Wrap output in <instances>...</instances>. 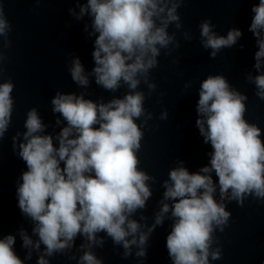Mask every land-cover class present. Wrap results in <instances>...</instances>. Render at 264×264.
Listing matches in <instances>:
<instances>
[{
  "label": "clouds",
  "instance_id": "9594fccd",
  "mask_svg": "<svg viewBox=\"0 0 264 264\" xmlns=\"http://www.w3.org/2000/svg\"><path fill=\"white\" fill-rule=\"evenodd\" d=\"M73 2L76 7H70L69 14L76 21L89 18L83 30L94 37V66L86 72L81 59L72 54L68 72L85 91L55 92L50 101L52 113L58 114L55 135L47 133L49 125L33 107L26 113L25 131L12 136V149L26 165L17 182L18 208L33 227L31 236L24 228L18 232L27 250L24 259L15 251V235L0 236V264H25L33 252L38 253L37 264H49L47 258L57 254L68 255L77 264H104L93 249L103 248L106 238L123 249V259L132 257L135 247V257L143 261L150 237L166 220L171 221L166 236L171 264L221 259L216 232L229 224L232 213L227 204L243 207L249 197L264 201V130L245 118L247 95L222 74H210L200 82L195 124L204 144L210 145L208 163L191 172L183 160L177 161L161 184L162 196L149 225L143 213L157 180L140 167L138 155L144 127L153 119L145 101L157 89L151 70L158 67L161 50L171 55L180 47L176 31L183 24L178 9L185 0ZM251 13L248 31L257 48L256 74L249 72L246 80L264 100V0L254 3ZM173 25L176 31L170 33ZM215 27L210 19L199 24L201 46L213 59L243 36L236 27L226 35ZM11 30L0 4V79ZM183 38L191 40L190 31H184ZM90 79L107 92L126 91L107 101L93 100L87 98ZM14 88L10 77L0 82V141L12 122ZM167 118L168 112L162 111L160 119ZM78 238L82 242L77 258L70 253Z\"/></svg>",
  "mask_w": 264,
  "mask_h": 264
}]
</instances>
